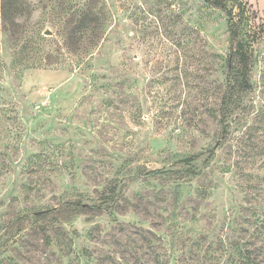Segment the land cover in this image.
<instances>
[{"label":"rangeland","instance_id":"374dc122","mask_svg":"<svg viewBox=\"0 0 264 264\" xmlns=\"http://www.w3.org/2000/svg\"><path fill=\"white\" fill-rule=\"evenodd\" d=\"M245 1L251 91L226 87V15L204 0H17L19 27L0 19V264H264V0ZM83 11L97 21L73 33Z\"/></svg>","mask_w":264,"mask_h":264},{"label":"trees","instance_id":"16d2710c","mask_svg":"<svg viewBox=\"0 0 264 264\" xmlns=\"http://www.w3.org/2000/svg\"><path fill=\"white\" fill-rule=\"evenodd\" d=\"M204 2L209 5L211 8L215 10H220L226 15V28L228 30V66H227V80H226V87H229L231 82L237 83L242 89L247 91H251L252 84L250 80V75L248 73V60L247 53L240 39V27L244 23L247 18L248 14V2L245 0H204ZM17 0H0V19H2V23L6 31H13L14 28L19 27V18H20V9L18 8ZM80 25L78 29H73V33H82L86 29L90 27L92 23L97 21L94 12L91 11H83L80 15ZM260 27L264 28V22L260 25ZM237 60L240 63V67L234 66V61ZM225 101V96L223 98ZM229 125L225 124L223 126L222 131L226 132ZM213 150L210 149L209 154L207 157L204 158V162H207L208 158L212 155ZM202 152L192 153L187 157L178 159L176 163H182L184 165H190L192 161L196 160L200 156H202ZM173 173V171L169 169H150L147 170L144 174L160 177L162 175ZM120 195V188L115 187L111 194H109L106 198V203L110 202L104 208H110L113 203L117 202ZM64 207L72 209V208H84L89 207L91 209H95L97 211L103 208L102 204H94V205H85L79 199H72L67 200L63 203ZM42 211V210H39ZM34 214V212L32 213ZM38 215V214H34ZM29 217L27 215L18 216V219H24Z\"/></svg>","mask_w":264,"mask_h":264},{"label":"water","instance_id":"95a60500","mask_svg":"<svg viewBox=\"0 0 264 264\" xmlns=\"http://www.w3.org/2000/svg\"><path fill=\"white\" fill-rule=\"evenodd\" d=\"M44 33H46V34H50L49 30H46ZM42 211H43V210H42ZM42 211H36V212H34V214L42 213Z\"/></svg>","mask_w":264,"mask_h":264}]
</instances>
